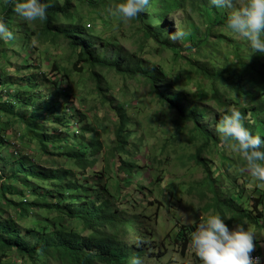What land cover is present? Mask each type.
Segmentation results:
<instances>
[{"label": "rangeland", "instance_id": "rangeland-1", "mask_svg": "<svg viewBox=\"0 0 264 264\" xmlns=\"http://www.w3.org/2000/svg\"><path fill=\"white\" fill-rule=\"evenodd\" d=\"M55 1L62 4L64 0ZM10 2L0 0V18L13 33L12 39L0 40L1 220L7 219L25 237L33 216L42 220V217L55 215L49 211L29 210L21 219L11 201H31L33 189L43 198H48L55 194L54 190L59 185L44 187L42 182L38 183L32 177L24 183L26 180L20 172L9 178L10 171L20 162L26 166L27 172L31 166H36L39 169L72 170L78 174L79 169L73 162L56 153L61 145L60 138L72 137L74 132H78L75 140L80 141L82 127L87 126L91 131L89 139L98 137L101 143L98 161L85 172L91 179L105 178L109 174L111 170L105 171V168L110 169L112 163L111 149L119 142V136L128 135L127 154L122 158L141 169L134 180V184H141V195L126 191V197L119 206L123 210H131L132 214H139L141 228L146 222V229L141 236L120 228L119 239L129 248L140 246L141 258L146 260V264H174L173 258L178 262L185 257L191 258L192 264H199L191 249L190 232L197 222L224 204L228 199L224 194L228 188L232 194L241 197L232 195L240 210L233 213L226 208L225 214L219 213L229 218L225 223L230 228L239 223L237 213L241 215V223L254 234L253 253L262 256L264 264V183L239 170L244 166L240 154L213 142H210L212 147L202 153V161L209 166V176H217L219 201L214 200L205 182L206 175L193 156L203 138L198 133L194 136V124L190 120L180 121L175 111L160 103L142 75L96 68L94 72L100 78L97 83L89 68L80 69L77 50L71 49L64 38L52 39L41 35L42 21H25L15 11L11 19L5 17L4 12ZM117 2L119 0H97L94 8L73 2L75 23L95 38L96 51L105 52L107 56L119 51L121 58L130 62L131 68L147 65L149 70L161 71V83L180 98L179 107L207 110L208 116L202 125L213 136V141H218L215 126L223 115L222 108L212 96L211 82L198 74L192 64L216 59V65L208 66L211 70H220V64L224 62H229L234 68L236 55L233 43L244 40L226 27L208 26V0H184L180 8L163 15L162 23L155 16L159 27L151 29L164 32L165 44L145 39L138 17L122 23L118 16L111 14L109 9ZM148 10L154 12L151 7ZM220 13L226 15L222 12L218 15ZM176 28L184 29L187 36L179 42H172L167 32H175ZM206 33L215 36L216 41L202 44L200 39ZM242 50L251 53L246 44H241ZM258 58L264 61V54L262 57L259 54ZM245 69L251 70L253 65L248 64ZM251 79L252 76H248L243 82L236 75L231 77L239 90L237 98L249 88ZM98 86L101 89H97ZM218 89L224 90L222 85ZM230 106H233L232 101L228 104ZM111 107L121 108L128 120L122 132L116 130L119 121ZM236 107L241 109L238 105ZM252 114L249 110L247 116ZM72 122L76 123L75 127ZM61 150L64 152L66 147ZM117 174L122 176V173ZM76 179L85 184L81 176ZM81 228L77 226L75 229L82 236H89V231H81ZM178 231L184 234V247V241H175ZM4 254L0 264H60L44 257L30 262L14 250Z\"/></svg>", "mask_w": 264, "mask_h": 264}, {"label": "trees", "instance_id": "trees-1", "mask_svg": "<svg viewBox=\"0 0 264 264\" xmlns=\"http://www.w3.org/2000/svg\"><path fill=\"white\" fill-rule=\"evenodd\" d=\"M79 1L82 0H64L62 4H59L55 0H43L49 6L46 10V17L42 20L41 35L51 36L52 39L64 38L71 49L77 50L78 60L81 63L80 69L83 67L89 68L93 79L97 83L100 82V78L99 74L94 72L96 68L144 76L152 93L159 99L160 103L175 111L180 121L190 120L194 124V136L198 133L203 138L200 140L201 145L195 150L193 156L197 165L202 167L206 175L205 182L213 193L214 200L219 201L216 189L217 176L212 178L209 176V166L201 158L202 153L211 148L213 143H220V139L214 142L213 136H210L207 128L202 125V121L208 116L207 110L202 107H179L178 101L180 98L176 94L173 95V92L161 83L159 78L161 71L156 73L154 70L147 69L149 67L147 65H137L131 68L130 62L123 60L119 51H115L111 56H107L105 52L96 51L95 38L83 26L75 23V12L72 9L73 2L76 4L85 3L92 6V8L97 7V0ZM182 1L184 0H150L149 7L153 8L154 12L147 9L137 16L143 28L144 38L153 39L160 44L167 43L163 38L165 36L164 32L160 29L152 30L151 27H159L156 24L155 16L162 23L163 15L180 8ZM13 9L14 4L11 0L4 16L11 19ZM207 9H209L207 19L210 20L208 26L211 28L226 27V15L221 13L222 16L218 15L219 12L210 6ZM200 41H203L201 43L204 44L205 42L216 41V37L206 33ZM233 44L236 55L234 68L231 67L229 62H224L220 64V70H211L208 66L216 65V59L200 64L193 62L192 67L198 74L211 82L212 96L222 108L223 114L230 101H232L233 106L238 105L241 108L240 110L245 116V127L253 134H259L261 139L264 140V61L258 58L259 54L246 53L244 50L240 51L241 44H246V41ZM199 47L198 45L197 48ZM181 49L184 50V48ZM248 64H252L253 69L246 70L245 67ZM233 75H236L243 82L248 76H252L251 85L238 98L236 93L238 94L239 90L231 80ZM219 85H222L223 91L218 89ZM97 89H101L100 86ZM111 109L116 112L119 121L116 130L122 132L128 120L121 108L111 107ZM249 110L253 113L250 117L247 116ZM72 123L75 127L76 123ZM86 127H82L83 136L80 141L75 140L78 132H74L72 137L60 138L61 145L56 153L57 156L66 157L67 160L73 162L79 169L78 174L72 170L39 169L36 166H31L30 172H27L25 171L26 166H23L20 162L16 163L15 169H11L9 178H14L16 172H20L23 179L26 180L24 183H27V180L32 177L38 183L42 182L41 185L44 187L50 184L59 186L54 190L55 194L53 196H48V198L52 197L53 199L43 198L42 194H38L33 189L34 193L31 201L9 202L12 205L14 204V208L21 219L29 210L55 213L52 217H44V219L42 217V220H36L39 218L33 216L32 224L27 229L25 237L7 219L1 220L3 212L0 211V260L5 257L4 253L9 252V250H14L30 262H35L37 259L44 257L51 258L60 264H130L132 256L141 257L140 246L129 248L119 239L120 228H127L132 233L141 234V236L146 229V222L143 223L144 227L141 228L139 214H132L131 210H123L119 206L126 197L124 192L130 191L141 195V184H134V180L141 169H138L129 160L122 158V155L127 154L125 147L128 145V135L122 134L119 136V142L111 149L112 163L109 165L110 169L105 168V171L111 170L109 174L105 178L96 177L91 179L85 172L98 161L97 157L101 150V143L98 137L89 139L91 131ZM42 143L45 148L46 145L43 141ZM63 146L66 147L64 152L61 150ZM117 173H122L121 178ZM77 176H81L85 184H80L76 179ZM132 185L133 188H130ZM40 188L44 189L41 186ZM230 189L228 188L225 193L222 191L225 195H228V199L223 202L222 206L218 205L220 207H217V212L225 214L226 208L233 213L240 210L239 205L233 200L232 195L234 194L231 193ZM235 190H238L237 187ZM130 198L132 199V197ZM237 198L239 197L237 196ZM259 204L261 205L262 202L259 201ZM257 211L260 214V211ZM237 215L240 216L238 221L241 223L242 217L238 213ZM77 226L82 227L81 231H89V236H82L80 231L75 229ZM183 235L182 231H178L175 241H184ZM185 244L184 241L182 246L184 247ZM137 250L140 252L136 253Z\"/></svg>", "mask_w": 264, "mask_h": 264}, {"label": "clouds", "instance_id": "clouds-1", "mask_svg": "<svg viewBox=\"0 0 264 264\" xmlns=\"http://www.w3.org/2000/svg\"><path fill=\"white\" fill-rule=\"evenodd\" d=\"M208 3L226 14V28L246 41L252 54H264V0H208ZM13 4L15 13L31 22L44 20L49 6L43 0H13ZM149 6L150 0H119L109 11L126 23L144 13ZM186 36L187 32L182 28L167 32L172 42H179ZM12 38L13 33L0 18V40ZM244 120L241 110L230 106L216 124V132L227 150L238 152L242 157L244 166L239 170L264 183V140L245 127ZM227 219L212 211L190 232L191 249L199 264H259V257L252 256L255 251L253 232L243 223L230 228L225 223ZM173 260L174 264H192L189 257L178 262ZM130 264H146V260L134 255Z\"/></svg>", "mask_w": 264, "mask_h": 264}, {"label": "built area", "instance_id": "built-area-1", "mask_svg": "<svg viewBox=\"0 0 264 264\" xmlns=\"http://www.w3.org/2000/svg\"><path fill=\"white\" fill-rule=\"evenodd\" d=\"M252 256L253 257H259V264H262V262H263L262 256H260V255H258L256 253H252Z\"/></svg>", "mask_w": 264, "mask_h": 264}]
</instances>
